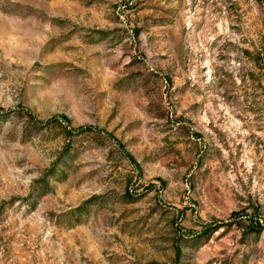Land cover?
<instances>
[{"label":"rangeland","instance_id":"obj_1","mask_svg":"<svg viewBox=\"0 0 264 264\" xmlns=\"http://www.w3.org/2000/svg\"><path fill=\"white\" fill-rule=\"evenodd\" d=\"M263 35L264 0H0V264H264Z\"/></svg>","mask_w":264,"mask_h":264},{"label":"trees","instance_id":"obj_2","mask_svg":"<svg viewBox=\"0 0 264 264\" xmlns=\"http://www.w3.org/2000/svg\"><path fill=\"white\" fill-rule=\"evenodd\" d=\"M256 55H257V57H256V59H254L255 62H257V58H259V59H264V35H263V40H262V43H261V47L259 48V51L256 52ZM29 116H30V115H29ZM30 117H31V116H30ZM48 122H49V123H52V122H59V121H58V119H56V118H52V119H50ZM80 209H81V207L77 208V210H80ZM250 224H251V225H254L255 228H256L258 231L260 230V226H261V224L259 223L258 219H256V220L251 219V220H250ZM220 227H221V226H220ZM218 228H219V227H213V228L210 229V231H216Z\"/></svg>","mask_w":264,"mask_h":264}]
</instances>
